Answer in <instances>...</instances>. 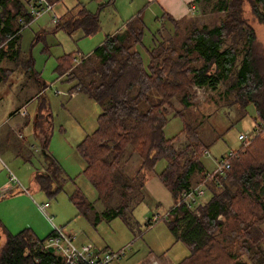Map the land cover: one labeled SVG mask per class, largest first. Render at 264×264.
<instances>
[{
  "label": "trees",
  "instance_id": "trees-1",
  "mask_svg": "<svg viewBox=\"0 0 264 264\" xmlns=\"http://www.w3.org/2000/svg\"><path fill=\"white\" fill-rule=\"evenodd\" d=\"M202 1L205 0H194V3ZM246 2L256 20L264 23V0H220L218 7L223 16L219 24L195 27L179 48L160 46L159 32L155 45L148 49L149 61L145 62L137 49V45L143 42L145 31L144 20L138 16L124 30L107 37L93 53L96 60L82 74H76L74 70L68 74L77 79V88H82L102 107L95 131L81 141L79 152L86 161L83 172L99 193L110 192L105 196L110 202L116 194L120 197L116 205L112 202L110 208L108 206L107 215L122 214L120 208L124 207L123 204L128 206L129 201L137 203L142 199L135 194V189H143V171L153 170L161 157L166 159L167 165L159 173V178L175 201L194 184L197 173L203 178L206 176L201 156L208 145L202 143L190 122H185L181 131L188 140L182 149L175 146L177 136L169 138L164 134L168 113L182 115L181 110L173 105V98L189 106L192 85L215 89L221 81L232 77L226 90L233 95L240 114L245 115L250 104L254 106L253 129L259 125L260 130L255 129L250 143L241 144L237 149L226 177L218 182L210 181V186L216 188L211 191L210 199L194 209L181 202L169 212L166 220L175 240L184 242L191 250L177 264H250L249 259L258 260L262 253L264 55L256 54L257 34L244 16ZM10 4L21 13L20 0H0L2 7L7 8ZM29 15V12L23 14L25 19H29ZM11 18L0 16V44L6 34L12 32ZM58 26L69 32L83 27L86 34L93 33L99 28V15L79 12ZM72 56L60 59V73L67 70ZM45 135L43 150L48 161L47 170L42 181L38 173L35 179L52 193L50 187L53 182L56 184L53 178L56 179L60 168L48 150L49 131ZM135 154L140 160L136 171L141 180L132 184L130 181L137 175L128 179L125 167ZM79 197L83 198L77 191L71 196L81 209L84 201ZM146 223L148 226L153 224L150 218ZM53 234L54 231L39 238L31 228L16 234L8 233L0 253V264H64L56 253L45 247Z\"/></svg>",
  "mask_w": 264,
  "mask_h": 264
},
{
  "label": "rangeland",
  "instance_id": "rangeland-1",
  "mask_svg": "<svg viewBox=\"0 0 264 264\" xmlns=\"http://www.w3.org/2000/svg\"><path fill=\"white\" fill-rule=\"evenodd\" d=\"M105 1L108 4L109 0ZM218 2L220 0L202 1L189 16L177 21L170 20V24H164L158 36L161 41L160 46L179 48L195 27L202 28L203 25L212 27L219 24L223 13L219 10ZM117 5L116 3L115 6ZM87 6L98 12L99 4L96 1H89ZM115 6L110 4L102 10L101 28L91 36L72 37L64 30L55 32L56 24L51 21L53 18H50V14L42 17V20H45L43 25L47 29L42 38L37 39L41 31L37 30L36 24L25 31L21 49L27 54L32 52L39 82H34L37 89L31 90L28 87L27 90H20V87L17 93L29 95V92L34 91L32 95L38 94L21 108L16 116L17 121H22L23 125L20 130L16 129L12 132L14 138L10 135L8 140L10 147L5 148L8 150H0V157L5 163L0 161V221L13 234L28 227L39 238H45L54 231L56 225L62 227L66 233L74 234L80 239L79 241L90 242L97 248L117 251L127 246V250L116 262L117 264H177L188 256L191 250L184 242L175 240L165 218L172 197L170 190L161 182L159 173L166 167V159L161 157L153 170L143 171L145 183L143 189L142 191L138 187L135 189V194L142 198L139 202L129 201L128 206L126 203L123 204L124 207L120 208L123 210L122 214H105L108 206L112 205V202L116 205L120 197L116 194L110 202L105 199L110 192L105 195L99 193L83 172L86 161L79 152L81 141L95 131L102 107L82 88L81 90L74 88L77 83L76 78L60 79V72L57 70L58 58L65 52L75 51L76 55L88 54L98 46L99 41L104 40L106 34L113 31L117 21ZM244 16L256 30V54L264 55V23L256 20L248 2L244 4ZM145 35H148L147 31ZM144 42L145 46L137 45V49L142 53L144 61L148 62L149 42L146 37ZM229 42L227 41L226 44ZM87 59L86 62L82 61L76 66L73 65L72 59L67 70L74 68L76 74H82L96 57L91 55ZM11 66L16 67L14 64ZM17 67L14 73L17 78H21L20 68ZM235 71L236 69L233 74ZM231 79L232 77H229L228 80L221 81L215 89L207 85H192L189 90L191 100L189 106H184L178 98H173V105L181 110L182 115L169 112L164 126L165 136L169 138L177 136L175 146L182 149L188 140L185 132L181 133V131L185 122H190L202 139V143L208 145L206 149L209 154L203 153L201 161L209 172L215 169L218 159L240 147L243 142L239 139V134L251 132L255 125L254 106L250 104L247 113L241 115L238 105L233 102V95L227 92L226 89L233 80ZM43 81L47 85L45 88ZM22 84L24 82L19 79L17 85ZM9 100V97L6 98V101ZM42 104L44 110L48 109L50 113L48 148L60 168V171L56 172V179L52 177L56 181L55 185L54 182L51 184L50 190L54 191L52 193L39 187L35 181V173L39 174V180H43L45 174L43 166L48 165L42 152L43 142L33 134L36 114ZM23 110L28 114L21 115ZM17 143L21 147L26 146L27 151L17 154L15 150L18 148ZM139 163V157L135 154L126 164L128 179L137 175L130 181L132 184L141 180L136 171ZM10 171L16 175L19 184L10 181ZM202 181L203 175L197 173L193 183L199 184ZM209 183L205 187L203 202L209 200L211 191L216 189ZM76 191L83 196V198L79 197V200L84 201L81 209L71 198ZM164 193L167 195L165 196ZM47 201L50 202L47 211L53 217L52 221L38 208L39 204ZM154 214H159L161 218L148 226L146 222ZM5 241L6 234L0 232V253ZM79 241L77 240L81 243ZM249 261L250 264L264 262V242L258 260L249 259Z\"/></svg>",
  "mask_w": 264,
  "mask_h": 264
},
{
  "label": "crops",
  "instance_id": "crops-1",
  "mask_svg": "<svg viewBox=\"0 0 264 264\" xmlns=\"http://www.w3.org/2000/svg\"><path fill=\"white\" fill-rule=\"evenodd\" d=\"M51 1H54L56 3L54 6V12L45 13L34 19L31 18V15H29V19H25L23 16L24 12L25 13L29 12L27 0H20V2L22 3V7H20L21 13H17V10L11 4L7 6V8L0 6V11H1L0 16L12 17L9 24L12 32L6 34V39L4 40L3 43L0 44V150H8L5 148L10 147L8 144L10 135L11 137L13 136L14 138V134H12V132L15 131L16 129L20 130V127L23 125L22 121L20 122L17 121L16 116L19 114L21 108H23L28 102H30L38 94L37 93L32 95L34 92L33 91V92H29V95H20L19 92L17 93V90L20 87H21L20 90L22 89L27 90L28 87H30L31 90L37 89V85L35 86L34 82L35 81L39 82L38 80L39 76L37 75L36 73L37 71L35 70L34 67V59L32 56V52H29V54L23 52L21 46L23 44L22 42H23L24 33L31 25L36 24L38 28L37 30L41 31L40 32L41 34L38 35L37 39L42 38L43 33L47 32L45 25H43V23H45V20L44 21L42 20V17L44 15L50 14V18L51 17L53 18L54 15L57 17V22H54L53 19H51V21L56 24L55 32H58L59 30H64L68 35L72 37L73 36L87 37L97 33L101 28L100 14L102 10L108 7V5L110 4L114 6L116 5V3L118 4L117 6H115V15L117 17V21L113 31L111 33L106 34L104 40L99 41L98 46L92 52H89L88 54L84 55L85 56L84 60H86L88 57L93 55L94 51L107 39V37L124 30L128 26V23L132 19L138 16H141L144 20V24H145L144 37H146V39L149 42L148 43L149 44L148 49H149L155 45L156 37L158 36L159 32L161 31V27L164 26V24H170L171 18H174L175 20H180L189 16L190 12H194L195 8L197 7V3H194V0H109L108 4L106 3L105 0H51ZM89 1H96L99 4L98 12H94V10L88 8L89 6H91V5L87 6ZM79 12L98 13L99 28L93 33L86 34L83 27H78L73 31L69 32L66 30L65 27L58 26V24L60 25L62 23L68 22ZM146 31L148 34L147 36L145 35ZM12 36L14 37L11 38ZM144 37H143V42L139 45L145 46ZM12 39H13L12 42L9 41ZM75 53H76L75 51L65 52L64 55H61L58 58V61L60 62V59L63 56L73 55L72 57H74L76 55ZM13 64L16 67L11 66ZM17 66H19L21 75L24 78L22 77L17 78L16 73H14L18 69ZM73 69L74 68H71L69 71L66 70L60 73L59 75L60 79L65 77L71 78L72 75H68V74ZM57 70L60 72L58 66H57ZM19 79L22 80L24 84L18 86L17 81H19ZM43 84H44L43 88L47 87L44 81ZM74 88L77 87L75 86ZM79 89L81 90V88ZM7 96L10 98L9 101H6V98H8ZM39 112L42 114V116L40 117H38ZM27 114L28 113L26 114L21 113V115L23 116ZM49 114L50 113L48 112V109L44 110L43 104L40 105L36 114L33 134L35 138L39 139L41 142H43V140L46 138L45 134L46 132L49 131L51 126L49 121ZM17 146L18 148L15 149L17 151V154H21L22 152L27 151L26 146L21 147L18 143ZM42 152L44 158L46 159V155L43 150V145H42ZM0 161L3 162L1 157H0ZM46 170H47V164L43 166V171L46 172ZM37 184L39 185L38 182ZM39 187L41 186L39 185ZM164 194L165 196L167 195L166 193ZM171 197H172L171 206L169 210H171V208L174 206L176 202L172 194ZM0 232H3L4 234H6V236L8 233H11L3 225L1 221H0ZM68 235L73 236L75 242L79 245L85 243L79 241L80 239H77L74 234L69 233ZM77 240L81 243H78ZM93 246L100 252L104 250H109L107 248H97L94 244Z\"/></svg>",
  "mask_w": 264,
  "mask_h": 264
},
{
  "label": "built area",
  "instance_id": "built-area-1",
  "mask_svg": "<svg viewBox=\"0 0 264 264\" xmlns=\"http://www.w3.org/2000/svg\"><path fill=\"white\" fill-rule=\"evenodd\" d=\"M27 3L29 14L33 19L45 13L54 12V6L56 4L51 0H27ZM53 21L57 22V17L55 15L53 17ZM84 59V55H75L73 57V65L76 66L80 64ZM21 113L26 114V111L23 110ZM255 129L259 131V125H256ZM255 129H252L251 132L239 134V139L243 142L242 145H248L250 143L253 131ZM204 153L209 154V151L205 149ZM237 153V149L232 150L227 155H224L218 159L216 161L215 169L212 172L207 171L202 182L199 184H193L185 189L182 192L181 198L175 202L172 208L181 204V202H184L185 205L190 209L196 208L202 202V197L205 194L206 184L212 180L218 182L220 178L226 177L227 170L231 166V158L237 155ZM10 181L13 183H20L16 175L11 171ZM49 205L50 202L47 201L39 204L38 207L48 217V219L52 221L53 217L49 215L47 211ZM169 212L170 210L165 215L166 219L169 216ZM160 218L161 217L159 214H154L150 220L153 223L158 221ZM50 245L55 248V253L57 255L62 256L64 264H117L116 262L121 258L128 248L127 246H124L117 251L104 250L100 252L91 243H83L80 245L77 244L73 236L66 234L62 227L56 225L54 234L46 241L45 247L48 248Z\"/></svg>",
  "mask_w": 264,
  "mask_h": 264
},
{
  "label": "water",
  "instance_id": "water-1",
  "mask_svg": "<svg viewBox=\"0 0 264 264\" xmlns=\"http://www.w3.org/2000/svg\"><path fill=\"white\" fill-rule=\"evenodd\" d=\"M48 250L50 251V252H53V253H55V248L53 247V246H48ZM58 257H59V259L60 260H62V256L61 255H58Z\"/></svg>",
  "mask_w": 264,
  "mask_h": 264
}]
</instances>
